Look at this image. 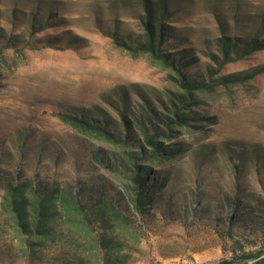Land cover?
I'll use <instances>...</instances> for the list:
<instances>
[{
	"label": "rangeland",
	"instance_id": "374dc122",
	"mask_svg": "<svg viewBox=\"0 0 264 264\" xmlns=\"http://www.w3.org/2000/svg\"><path fill=\"white\" fill-rule=\"evenodd\" d=\"M141 1L0 0V177L19 170L21 180L117 186L91 158L95 147L112 148L58 116L96 107L120 130L114 107L122 110V99L160 110L166 90H176L167 71L114 44V37L141 34ZM162 1L168 51H185L187 79L213 90L198 93L194 107L208 125L182 134L185 154L152 169L171 176L170 202L155 209L157 221L146 226L132 264H218L234 248L264 252V49L220 66L215 47L222 35L264 40V0ZM2 195L0 187V264H55L51 249L41 261L21 254L11 229L6 233ZM236 198L235 209L221 207ZM227 215L238 218L231 238Z\"/></svg>",
	"mask_w": 264,
	"mask_h": 264
},
{
	"label": "trees",
	"instance_id": "16d2710c",
	"mask_svg": "<svg viewBox=\"0 0 264 264\" xmlns=\"http://www.w3.org/2000/svg\"><path fill=\"white\" fill-rule=\"evenodd\" d=\"M141 5V34L126 40L114 37V44L131 58L147 57L167 71L176 90H166L160 110L148 100L130 103L122 99V110L113 106L120 118V130L118 123L103 119V112L96 107L92 108L95 112L58 116L61 123L82 137L112 148L105 152L95 147L91 158L116 179L117 186L109 180L78 188L46 183L38 177L21 180L19 170L0 177L6 233L11 229V239L17 242L25 259L41 261L51 249L55 264L134 263L133 253L146 226L157 221L155 209L170 202L167 189L171 176L168 171L155 173L153 167L167 165L185 154L182 134H195L194 130L208 125L204 124L207 118L198 115L194 107L200 103L197 94L212 91V85L187 79L186 52L168 51L166 4L162 0H142ZM215 47L222 66L263 50L264 40L243 42L222 35L215 39ZM53 155L57 162L60 154L56 148ZM240 204L237 198L227 199L221 207L235 209ZM236 219L235 215H227L223 220L230 238ZM6 253L9 257V246ZM232 253L230 259L218 264H247L252 260H256L253 264H264V252L239 255L234 248Z\"/></svg>",
	"mask_w": 264,
	"mask_h": 264
},
{
	"label": "water",
	"instance_id": "95a60500",
	"mask_svg": "<svg viewBox=\"0 0 264 264\" xmlns=\"http://www.w3.org/2000/svg\"><path fill=\"white\" fill-rule=\"evenodd\" d=\"M264 257V256H263ZM256 260L249 261L247 264H253Z\"/></svg>",
	"mask_w": 264,
	"mask_h": 264
}]
</instances>
